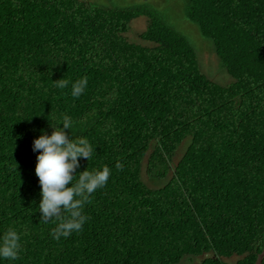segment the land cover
Wrapping results in <instances>:
<instances>
[{
	"label": "trees",
	"instance_id": "obj_1",
	"mask_svg": "<svg viewBox=\"0 0 264 264\" xmlns=\"http://www.w3.org/2000/svg\"><path fill=\"white\" fill-rule=\"evenodd\" d=\"M188 2L230 86L210 81L151 8L0 0V241L13 228L22 246L0 264H264V0ZM140 17L136 44L128 33ZM64 114L69 139L94 148L73 175L105 165L111 173L84 206L82 231L57 241L56 222H41L33 145ZM143 167L169 180L148 187Z\"/></svg>",
	"mask_w": 264,
	"mask_h": 264
},
{
	"label": "clouds",
	"instance_id": "obj_2",
	"mask_svg": "<svg viewBox=\"0 0 264 264\" xmlns=\"http://www.w3.org/2000/svg\"><path fill=\"white\" fill-rule=\"evenodd\" d=\"M56 87L64 89L69 81L65 78L54 82ZM88 78L85 76L72 84L71 95L79 98L85 91ZM71 118L64 114L62 122L53 125L55 129L49 136L41 135L34 140L33 150L39 151L35 173L39 178L42 199L39 210L42 213L43 223L56 222L51 231L54 240L61 237L68 238L73 232L82 231L83 225L89 219L83 214L86 204L91 203L92 194L106 186L111 170L103 166L102 170L89 171L88 169L73 175L79 167L78 158L87 160L92 158L94 148L87 138L78 137L69 139L65 129L72 128ZM62 124L63 128L57 127ZM118 171H123L124 165L117 161ZM71 184V187L68 185ZM21 236L13 228H9L0 241V257L10 260L19 258L21 250Z\"/></svg>",
	"mask_w": 264,
	"mask_h": 264
},
{
	"label": "rangeland",
	"instance_id": "obj_3",
	"mask_svg": "<svg viewBox=\"0 0 264 264\" xmlns=\"http://www.w3.org/2000/svg\"><path fill=\"white\" fill-rule=\"evenodd\" d=\"M103 8L108 9H125L134 7H148L156 11L163 19L165 24L172 30L182 35L190 47L193 49L200 70L212 82L227 87L234 81L228 72L223 68L217 55L215 54L212 42L204 38L198 27L188 18V0H86ZM147 26V20L140 17L131 24L128 39L136 44L142 43L139 40V34ZM189 143L186 139L178 148L173 163L175 164L184 154ZM142 182L151 188L163 186L168 180L169 175L165 178L158 179L147 175L145 168L142 169ZM202 258H190L181 262V264H200Z\"/></svg>",
	"mask_w": 264,
	"mask_h": 264
}]
</instances>
